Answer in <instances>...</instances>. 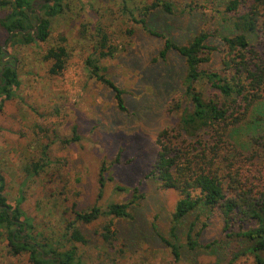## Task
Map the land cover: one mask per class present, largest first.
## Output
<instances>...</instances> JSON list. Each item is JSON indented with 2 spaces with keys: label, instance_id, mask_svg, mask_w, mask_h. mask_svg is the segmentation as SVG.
Listing matches in <instances>:
<instances>
[{
  "label": "rangeland",
  "instance_id": "374dc122",
  "mask_svg": "<svg viewBox=\"0 0 264 264\" xmlns=\"http://www.w3.org/2000/svg\"><path fill=\"white\" fill-rule=\"evenodd\" d=\"M169 1L172 13L154 9L146 21L176 44L186 43L200 28L223 30L225 26L219 19L227 0ZM149 2L63 0L64 10L51 18L46 40L6 45L20 83L14 96L0 98L4 194L13 203L22 197L20 208L32 225L29 240L51 242L57 252L74 247L83 264H224L245 247L243 240L224 236L219 215L208 218L203 213L196 219L198 211L172 233L171 212L178 194L143 178L157 151L158 130L173 124L179 115L167 110L181 92L184 73L183 59L176 51L170 50L166 61L158 57L164 38L149 34L136 22L143 16L140 7ZM37 3L34 0L32 7L36 9ZM9 11L0 7V22ZM96 24L116 48L112 57L100 63L125 91L126 112L116 108L113 91L89 75L86 59L96 56ZM6 37L0 25V46ZM59 44L66 46V65L61 73L50 74L51 62L43 55ZM156 88L178 90L171 96H156ZM32 161L45 165L28 177L25 168ZM110 202H129L131 218L102 215L89 223L77 222L86 242L67 240L65 223L73 218V204L76 210L93 205L105 209ZM193 220L194 229L204 222L206 226L198 245L190 249L186 233ZM109 221L114 231L110 243L102 237ZM164 240L179 246V260H174ZM6 244L7 239L0 237V264H31L27 252L13 255ZM233 263L254 264L249 253Z\"/></svg>",
  "mask_w": 264,
  "mask_h": 264
},
{
  "label": "trees",
  "instance_id": "16d2710c",
  "mask_svg": "<svg viewBox=\"0 0 264 264\" xmlns=\"http://www.w3.org/2000/svg\"><path fill=\"white\" fill-rule=\"evenodd\" d=\"M33 1L0 0V7L10 10L0 22L7 32L5 47L15 41L27 45L46 40L51 18L64 10L63 0H37V10L32 7ZM172 8L169 0H150L140 7L139 14L143 16L136 20L149 34L164 38L159 58L166 61L168 52L174 50L183 59L184 67L181 92L167 110H176L179 115L173 124L158 130L157 151L143 178L178 194L171 212L172 233L195 211H198L196 219L203 213L208 218L217 214L223 222L224 236L242 239L245 246L224 264H234V260L246 253L252 255L254 264H264V0H227L219 19L225 23L223 30L200 28L184 44L172 42L147 24L146 17L152 10L172 13ZM16 29L19 31L10 37ZM95 30L96 56L86 59L89 75L110 88L116 108L126 112L125 91L107 76L106 67L100 63L102 58L112 57L116 48L109 44L108 35L99 24ZM3 45L0 46V98L9 99L20 82L15 61L3 60L8 57ZM67 57L63 44L49 47L43 55L44 60L51 62L50 74L61 73ZM156 89V96H171L178 90ZM43 165L32 161L25 168L27 176L39 173ZM104 169L102 166L100 174ZM102 180L100 176V185ZM4 187L0 174V237L7 239L11 254L27 252L31 264H83L74 247L57 252L51 242L29 240L32 225L20 208L22 197L14 203L9 201ZM137 189V185L133 187L134 192ZM74 206L73 218L65 223L68 241L86 242L77 222L89 223L102 215L131 218L129 202H110L105 209L93 205L76 210ZM195 222L190 223L186 233V245L190 249L198 245L206 226L204 222L194 229ZM111 226L109 221L102 232L103 239L109 243L114 235ZM164 241L174 260H179V246Z\"/></svg>",
  "mask_w": 264,
  "mask_h": 264
},
{
  "label": "water",
  "instance_id": "95a60500",
  "mask_svg": "<svg viewBox=\"0 0 264 264\" xmlns=\"http://www.w3.org/2000/svg\"><path fill=\"white\" fill-rule=\"evenodd\" d=\"M34 29H37V26H35ZM18 31H19V29H16V30L12 31V32L10 33V37L12 36L13 33H16V32H18ZM2 49L5 51V45L2 46ZM6 53H7V52L5 51V54H6ZM1 73H2V69H1V71H0V75H1ZM24 229H25V226H24ZM58 261H59V259H58Z\"/></svg>",
  "mask_w": 264,
  "mask_h": 264
},
{
  "label": "flooded vegetation",
  "instance_id": "af4514ba",
  "mask_svg": "<svg viewBox=\"0 0 264 264\" xmlns=\"http://www.w3.org/2000/svg\"><path fill=\"white\" fill-rule=\"evenodd\" d=\"M9 59V57H5V58H3V60L5 61V60H8Z\"/></svg>",
  "mask_w": 264,
  "mask_h": 264
}]
</instances>
